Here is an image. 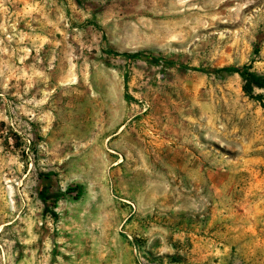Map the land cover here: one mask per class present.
I'll return each instance as SVG.
<instances>
[{"label": "rangeland", "instance_id": "rangeland-1", "mask_svg": "<svg viewBox=\"0 0 264 264\" xmlns=\"http://www.w3.org/2000/svg\"><path fill=\"white\" fill-rule=\"evenodd\" d=\"M229 67L264 77V0H0V264H264Z\"/></svg>", "mask_w": 264, "mask_h": 264}, {"label": "trees", "instance_id": "trees-1", "mask_svg": "<svg viewBox=\"0 0 264 264\" xmlns=\"http://www.w3.org/2000/svg\"><path fill=\"white\" fill-rule=\"evenodd\" d=\"M113 55L116 56H122L126 58L127 60L131 61L136 58H138L140 55L138 53L132 54V53H123V54H117L113 53ZM182 68H189L186 66H181ZM224 72H234L238 73L240 77L243 80V88L244 92L252 99L259 101L261 104H263L264 107V98L261 95H255V89H264V77H261L260 75L252 72L248 67L244 68H235V67H229L223 69ZM71 192H76L78 196L82 194V188L81 187H75L69 189Z\"/></svg>", "mask_w": 264, "mask_h": 264}]
</instances>
